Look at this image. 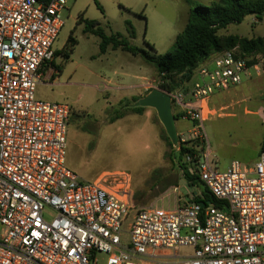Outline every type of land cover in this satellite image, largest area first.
Listing matches in <instances>:
<instances>
[{"label": "built area", "instance_id": "built-area-1", "mask_svg": "<svg viewBox=\"0 0 264 264\" xmlns=\"http://www.w3.org/2000/svg\"><path fill=\"white\" fill-rule=\"evenodd\" d=\"M65 4L0 0V264H264V149L252 169L219 170L203 127L211 97L260 76V64L225 50L181 89L160 90L192 124L178 144L192 141L184 163L215 204L182 203L174 188L172 205L135 209L130 174L83 181L65 165L71 108L36 98Z\"/></svg>", "mask_w": 264, "mask_h": 264}, {"label": "rangeland", "instance_id": "rangeland-1", "mask_svg": "<svg viewBox=\"0 0 264 264\" xmlns=\"http://www.w3.org/2000/svg\"><path fill=\"white\" fill-rule=\"evenodd\" d=\"M215 1L66 0L60 15L63 27L54 43L58 56L37 86L36 98L71 108L65 165L81 180L93 181L103 172L130 174L135 209L161 202L164 207L172 205L174 188L182 203H190L192 193L198 190L187 186L182 174L165 158L170 147L162 139L164 130L155 111L145 108L141 114H133L121 109L126 101L132 104V97L160 90V77L140 57L120 50L100 54V40L85 33L78 22L80 17L94 21L107 36L128 38L132 32L130 45L143 49L151 45L157 55L164 56L172 51L175 37L186 26L189 11ZM228 35L264 38V18L258 22L247 16L240 24L219 31L221 38ZM70 36L76 44L65 59L62 53ZM252 58L263 74L256 78L251 73L255 85L249 93L244 89L243 95L236 94L231 89L209 100L211 115L204 123V135L219 170L234 160L252 169L264 144V58ZM116 110L125 116L110 124V115ZM175 126L177 133L190 137V122L180 119Z\"/></svg>", "mask_w": 264, "mask_h": 264}, {"label": "trees", "instance_id": "trees-1", "mask_svg": "<svg viewBox=\"0 0 264 264\" xmlns=\"http://www.w3.org/2000/svg\"><path fill=\"white\" fill-rule=\"evenodd\" d=\"M37 1L47 2L49 0ZM247 16H253L258 22L262 21L264 18V0H217L208 7L198 6L189 11L186 26L175 37L172 51L167 52L164 56L157 55L151 45H146L147 49L130 45L128 39L134 38L132 32L128 38L120 34L107 36L99 24L94 21H86L80 17L78 24L84 25L85 33L91 34L100 40V54H105L108 50H120L133 57H140L142 63L151 67L160 77L159 89L172 93L181 89L184 83L191 81L198 66L214 54L237 48L246 57L259 55L264 58V38L248 39L233 35L219 37V31L230 25L240 24ZM75 44L76 41L70 36L62 53L65 59L68 58L69 52ZM57 56L58 52L55 53V57ZM256 63L252 59L249 64ZM176 76L179 77L176 78ZM137 99L139 98L132 97L131 102L134 103ZM128 105L129 103L126 101L121 109H125ZM126 110L133 114H141L143 111L142 108H126ZM124 114L122 110L114 111L110 115L109 123L112 124L123 118ZM174 116L175 121L181 119V116L177 113H174ZM162 139L170 147V152L165 158H168L172 166L182 174L187 186L198 190L192 193L190 202L201 203L203 200L205 203L215 204L211 194L199 179L192 174L188 165L184 163V156L192 152L191 147L194 146L192 141H188L184 145L179 143L177 148H173L165 133ZM263 149L264 144L260 150Z\"/></svg>", "mask_w": 264, "mask_h": 264}, {"label": "water", "instance_id": "water-1", "mask_svg": "<svg viewBox=\"0 0 264 264\" xmlns=\"http://www.w3.org/2000/svg\"><path fill=\"white\" fill-rule=\"evenodd\" d=\"M128 109L149 108L155 111L158 121L163 127L164 133L169 139L173 148L178 147V136L175 126V116L172 110L171 97L166 93L152 89L143 97L137 99L134 103L126 106ZM204 208L208 203H198Z\"/></svg>", "mask_w": 264, "mask_h": 264}, {"label": "crops", "instance_id": "crops-1", "mask_svg": "<svg viewBox=\"0 0 264 264\" xmlns=\"http://www.w3.org/2000/svg\"><path fill=\"white\" fill-rule=\"evenodd\" d=\"M46 74H47V72H46ZM46 74H45V77H46ZM263 74V72L261 73V75ZM261 75L260 76H256V78H259V77H261ZM143 79V78H142ZM253 78H250V79H248V80H246L244 83H243V87L242 86H236V87H234V88H232V90H233V92L234 93H241L242 95H243V92H244V89L246 90V92L247 93H249L252 89H253V85H255L254 84V82H253V80H252ZM141 84L142 83H140V84H138V85H135V86H141ZM242 85V84H241ZM230 91V90H229ZM216 94H221V93H216ZM223 94V93H222ZM215 95V94H214ZM213 105V104H212ZM245 112L248 114V113H250L249 111H247L246 109H245ZM208 120V119H207ZM176 123V122H175ZM191 128H192V124H191ZM176 131H177V129H176ZM178 134H181V133H177V135ZM257 158H258V156H257ZM257 158L255 159V163H256V161H257ZM234 161H236V160H234ZM232 162V161H231ZM254 163V164H255ZM217 164V163H216ZM228 168V167H227ZM226 168V169H227ZM225 170V169H224Z\"/></svg>", "mask_w": 264, "mask_h": 264}]
</instances>
